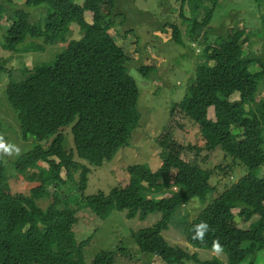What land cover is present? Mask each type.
<instances>
[{
    "label": "trees",
    "instance_id": "1",
    "mask_svg": "<svg viewBox=\"0 0 264 264\" xmlns=\"http://www.w3.org/2000/svg\"><path fill=\"white\" fill-rule=\"evenodd\" d=\"M209 1L211 7L206 5ZM131 4L129 0H81V4L76 0H23L19 6L14 0H0V21L4 16L10 23L6 29L0 26L2 50L21 53L64 44L51 61L10 81L4 93L16 114L21 139L32 138L35 144L10 164L32 183L29 195L11 191L8 178L12 174H6L0 161V264H86L83 249L92 233L78 241L79 222L90 225L113 212L124 213L128 220L146 219L154 213L159 216L152 227L131 235L139 254L150 256L155 264H185L191 258L199 262L197 253L188 256L185 249L164 241L161 232L169 222L177 225L192 248L221 253L225 264H253L258 252L264 255V55L250 50V36L238 27L210 41L214 29L209 23L217 0H181L179 16L186 27L180 34L170 25L172 48H182V55L192 56L195 66L185 71V94L169 108L165 132L159 136L160 167L151 171L138 164L127 166L125 186L113 187L106 194L84 195L88 167H100L128 147L140 118L138 88L127 72L133 60L110 35L117 24L130 18L128 23H136L134 28L142 38L144 25L136 16L149 15L135 9V14H129ZM262 5L264 0H256L257 8ZM184 7L187 16L182 14ZM32 9L43 10L35 22L30 21ZM85 14L91 15L90 22ZM73 25L80 36L67 38ZM164 25L169 24L155 30L165 32ZM134 28L129 30L135 33ZM154 28L146 33L147 39ZM260 32L259 40L264 38V19ZM181 38L204 43L202 54L196 56L186 49ZM27 39L40 40L42 45L25 44ZM149 43L156 55L164 56V47ZM150 70L139 67L144 76ZM3 71L0 64V74ZM234 93L238 99L231 101ZM209 109L213 119L207 115ZM180 121H190L198 128L202 147H184L174 140L173 131ZM184 151L192 152L195 159H186ZM218 154L244 167L240 178L221 193L210 184L213 169L202 167L209 160L217 161ZM221 168L220 163L215 166ZM171 187L176 192L169 198L150 196ZM191 199L201 207L188 222V213L181 215L180 210ZM40 200L49 204L41 208ZM80 210L89 212L88 217L80 215ZM232 210H238L244 222L254 216L258 219L243 229ZM117 252L127 254L122 249L103 251L89 264H116ZM201 264L223 262L213 258Z\"/></svg>",
    "mask_w": 264,
    "mask_h": 264
},
{
    "label": "rangeland",
    "instance_id": "2",
    "mask_svg": "<svg viewBox=\"0 0 264 264\" xmlns=\"http://www.w3.org/2000/svg\"><path fill=\"white\" fill-rule=\"evenodd\" d=\"M129 1L132 3L129 14H135V9L146 12L149 15L140 17L138 14L136 16V21L142 22L144 25V30L140 32L143 39L138 34L139 30L136 31L134 28L136 23L134 26L128 23L130 18L123 25L117 24L113 30H110V35L115 44L133 60V62L128 64L129 69L127 68V72L134 79L138 88L137 110L140 118L138 126L131 133L128 147L120 150L111 161L104 162L100 167H88L89 174L87 175L84 195H91L98 191L106 194L113 187L125 186L129 180V175L126 172L127 166L138 164L151 171H156L160 167V146L158 145V140L162 136L161 133L165 132L163 128L168 122L169 108L173 104L178 103L184 96L188 78L185 71L188 70L189 65L192 68L195 66L192 56L188 54L183 56L181 53L183 51L182 48L176 46L174 49L171 46L174 42L170 38V25L176 26L180 34L183 33L186 27L179 16V2L181 0ZM14 2L21 6L23 0H14ZM76 2L81 4V0H76ZM206 5L211 7V2H207ZM42 13L43 10L40 9L30 10V21H37L40 19ZM182 14L184 16L188 15L185 7L182 9ZM85 19L87 22H90L91 15L85 14ZM263 19L264 5L257 8L256 0H217V6L209 23V26L214 29L209 34V39L212 42L217 35L223 34L228 28L238 27L244 29L250 36L253 42L250 50L264 55V38L259 40ZM117 20L116 18V22ZM165 23L169 24L162 27L165 29V32L155 30L158 28L157 26ZM9 24L3 16L0 21L2 29H6ZM154 26L152 34L147 39L146 37L149 34L146 33ZM129 28H134L135 33H132ZM66 34L67 38H78L80 36L74 25L70 27V31ZM154 36L159 37L161 42L154 38ZM182 40L186 49L193 51L196 56L202 54L204 43H200L199 45L201 46H199L196 43H190L186 39ZM150 41H154L155 44L159 43L157 45L159 48L164 47L165 50L161 52L164 56L155 54L153 46L149 43ZM29 42L42 45L40 40L32 39H27L25 44ZM42 47L43 50L41 51L31 49L21 53H11L0 48V64L4 68V71L0 74V138H2L5 148L8 149V151L0 149V161L7 171L6 174H12L8 178L11 191L23 195H29L32 183L26 181L22 175L18 174L13 168H10V164L21 154L28 151L35 144V141L32 138H28L27 141L21 139L16 114L8 105L4 93L10 81L15 82L22 78L25 73L24 71L35 65L51 61L53 56L62 50L64 44L58 43L51 47L42 45ZM247 51L248 48L245 44L243 53L246 54ZM140 66L152 67V70L148 71L147 76H144L139 72ZM237 99V93L232 94L230 97L231 101ZM207 115L210 119H213V110L209 109ZM177 125H180V127L174 128L175 130L173 129V132H175L174 140L177 143L184 147H202L198 128L193 123L190 121H180ZM182 154L186 155V159H195L192 152L184 151ZM215 159L217 161L209 160L203 163L202 167L213 169L210 184L216 188L217 193H221L224 188H227L240 178L242 173H244V167L242 165L239 166V164L236 166L232 165V160L229 157L224 158L221 154H218ZM218 163L222 166L221 170L215 169ZM40 165L46 167V163L44 162H40ZM258 172L259 170L257 169L255 175ZM77 177L75 175V179ZM61 188L66 191L65 187ZM68 189L69 192L73 190L71 187ZM175 192L176 188L171 187V190L163 189L159 193L150 194V196L165 199L171 197ZM39 202L41 208H45L49 204L47 200H40ZM200 207L195 200L191 199L182 206L180 214L183 215L187 212L188 222H190L195 218ZM231 213L234 215L236 224L240 225L243 229H248L249 225L258 219L254 216L248 222H244L239 218L238 210H232ZM79 214L83 215V217H88L89 212L80 210ZM158 219L159 216H156V213L146 219L133 218L128 220L125 218L124 213L113 212L105 220L94 219L90 225H86L84 220H81L76 228V239L81 241L92 233V239L83 249V257L86 264H89L96 254L103 251L113 252L116 249L127 251L125 256L117 252L115 256L116 264H155L150 256L139 254L134 246L131 235L137 230L152 227ZM161 234L169 246L185 249L188 256H191L193 253L198 254L199 262L191 258L187 259L185 264H201V262L213 258L225 264V256L221 253H206V250L192 248L185 241L175 223L169 222L167 228ZM253 264H264L262 252H258L256 261Z\"/></svg>",
    "mask_w": 264,
    "mask_h": 264
},
{
    "label": "clouds",
    "instance_id": "3",
    "mask_svg": "<svg viewBox=\"0 0 264 264\" xmlns=\"http://www.w3.org/2000/svg\"><path fill=\"white\" fill-rule=\"evenodd\" d=\"M0 149H4L5 151H8L7 148H5L4 143L2 142V138H0ZM206 253H214V252H206ZM221 262V261H220Z\"/></svg>",
    "mask_w": 264,
    "mask_h": 264
}]
</instances>
